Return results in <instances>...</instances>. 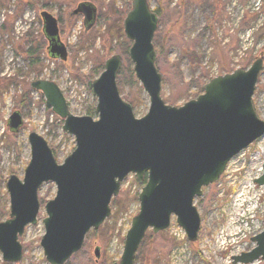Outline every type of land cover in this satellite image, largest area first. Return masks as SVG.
<instances>
[{
    "label": "rangeland",
    "instance_id": "rangeland-1",
    "mask_svg": "<svg viewBox=\"0 0 264 264\" xmlns=\"http://www.w3.org/2000/svg\"><path fill=\"white\" fill-rule=\"evenodd\" d=\"M128 1L131 2L0 0L1 214L9 207L7 178L15 175L22 180L29 163L30 133L46 140L58 165L75 148L74 138L61 130L62 120L45 107L43 95L30 89L32 81L56 83L71 114L83 117L96 104L87 86L98 77L96 72L90 76L96 62L102 60L104 64L110 56L118 54L123 58L117 77L124 85L119 89L116 83L119 96L130 105L136 119L147 114L149 97L137 77L130 74L133 64L121 52L122 39L111 41L108 32L113 11H122ZM82 2L97 8L96 22L87 32L82 26V16L70 14ZM148 3L152 10L160 11L152 44L155 68L161 75L160 98L168 106L178 108L195 100L217 76L248 70L264 49V0H148ZM42 10L58 21L59 37L67 52L65 62L51 60L46 54L47 41L39 16ZM27 51L39 60L34 71L30 70ZM22 93H27L25 102ZM251 102L256 116L264 122V62ZM15 111L21 113L23 124L18 133H11L7 120ZM263 164L264 136L234 156L219 180L203 188L201 196L194 199L201 220L195 242L187 241L172 216L165 231L146 232L135 264H232V257L254 248L251 238L264 231V186L255 183L263 174ZM143 185H137L133 175L121 183L117 197L110 203V216L97 230L88 232L82 249L65 264L119 261L126 230L139 211L138 194ZM55 193L54 183L41 186L37 223L27 226L19 238L23 253L17 264H47L40 240L44 235V206ZM6 219L7 214L3 220ZM95 249L99 250L98 259L94 257ZM251 264H264V260Z\"/></svg>",
    "mask_w": 264,
    "mask_h": 264
},
{
    "label": "water",
    "instance_id": "water-1",
    "mask_svg": "<svg viewBox=\"0 0 264 264\" xmlns=\"http://www.w3.org/2000/svg\"><path fill=\"white\" fill-rule=\"evenodd\" d=\"M72 15H82L87 32L94 25L96 8L83 2ZM40 19L48 56L65 62L67 52L59 38L57 20L46 11L40 13ZM157 21L147 0H131L122 23L130 42L128 55L134 75L149 97L148 112L140 119L133 116L116 87L122 64L119 55L107 59L103 72L87 85L96 99L98 120L73 116L55 83L35 80L30 84L43 95L45 107L63 121L62 132L74 138L75 148L58 165L45 139L36 133L28 135L30 160L23 178L11 175L5 183L9 216L0 222L3 263L21 261L19 238L27 226L37 223L38 192L48 182L54 183L56 193L44 206L40 247L47 264H65L81 250L87 233L97 230L110 216L112 197H117L128 174L144 185L138 196V214L114 264H134L147 230L153 234L166 230L172 216L187 241L195 242L201 221L194 199L201 196L203 187L218 181L234 156L264 136V122L256 116L251 102L263 68L264 49L248 70L213 78L195 100L171 107L160 98L161 75L155 68L152 39ZM22 124L18 111L7 121L12 133ZM262 169V176L255 180L259 186H264V164ZM251 242L254 248L232 257V264L264 260V231ZM94 257L99 258L98 249Z\"/></svg>",
    "mask_w": 264,
    "mask_h": 264
},
{
    "label": "trees",
    "instance_id": "trees-1",
    "mask_svg": "<svg viewBox=\"0 0 264 264\" xmlns=\"http://www.w3.org/2000/svg\"><path fill=\"white\" fill-rule=\"evenodd\" d=\"M34 1H37V0H34ZM44 6H45V4H43V6H42L43 8H41V9H44ZM129 9H130V1L126 2L124 8L121 9L122 11H118V10L113 11V22H112V24L109 25V31H108L110 34V40L111 41L115 40V38L122 39L121 52L124 53L126 56L128 55V49H129L130 44L125 40L123 30H122V21H123V18L125 17V15ZM153 11L158 17L160 11L158 9H155ZM70 14H71V12H70ZM108 19H109V17H107V21H108ZM26 55H27V59L29 61L30 70L34 71L33 68L38 66L39 60L33 59L32 58L33 54L28 52V51L26 52ZM121 69H122V71L125 70L124 67ZM102 70H103V61L99 60L96 62V67L90 76H93L95 74V72L97 75H99L102 72ZM130 74H131V76H133V74H134L132 69L130 70ZM116 83H117V87L119 89L120 88L122 89V87L124 86L121 82L118 81V77H117ZM21 97L23 99L22 101L25 102L27 100V93H25V94L22 93ZM85 115L94 117L95 116L94 108L89 107L87 109ZM7 212L8 211H6L5 214L0 213V222L3 221V218H5L6 214L8 215ZM135 262H136V258H135ZM0 264H5V263H0Z\"/></svg>",
    "mask_w": 264,
    "mask_h": 264
},
{
    "label": "flooded vegetation",
    "instance_id": "flooded-vegetation-1",
    "mask_svg": "<svg viewBox=\"0 0 264 264\" xmlns=\"http://www.w3.org/2000/svg\"><path fill=\"white\" fill-rule=\"evenodd\" d=\"M96 18H97V16H96ZM122 23H123V21H122ZM122 30H123V25H122ZM123 34H124V32H123ZM124 37H125V34H124ZM125 40L130 44V42L126 39V37H125ZM129 48H130V46H129ZM128 52H129V49H128ZM118 55V54H117ZM119 56H121V55H119ZM111 57V56H110ZM109 57V58H110ZM121 58H123L122 56H121ZM128 58H129V55H128ZM107 60V59H106ZM130 60V59H129ZM104 63H105V61H104ZM103 68H104V64H103ZM116 78H117V76H116ZM22 127V126H21ZM20 130V129H19ZM19 131H17V133H18ZM9 178V177H8ZM7 178V179H8ZM7 181V180H6ZM40 190V189H39ZM7 192V191H6ZM39 193V192H38ZM8 194V193H7ZM39 199V198H38ZM8 216H9V207H8ZM4 221V220H3Z\"/></svg>",
    "mask_w": 264,
    "mask_h": 264
}]
</instances>
